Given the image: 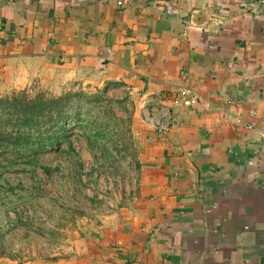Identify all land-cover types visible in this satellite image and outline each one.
Masks as SVG:
<instances>
[{
	"label": "crops",
	"instance_id": "0c3cea01",
	"mask_svg": "<svg viewBox=\"0 0 264 264\" xmlns=\"http://www.w3.org/2000/svg\"><path fill=\"white\" fill-rule=\"evenodd\" d=\"M35 90L129 99L140 174L29 264H264L258 0H0V97Z\"/></svg>",
	"mask_w": 264,
	"mask_h": 264
},
{
	"label": "rangeland",
	"instance_id": "374dc122",
	"mask_svg": "<svg viewBox=\"0 0 264 264\" xmlns=\"http://www.w3.org/2000/svg\"><path fill=\"white\" fill-rule=\"evenodd\" d=\"M91 94L111 104L94 111L92 127L74 128V152L63 144L59 153L43 154L39 167L0 162V264L49 262L69 233L96 224L120 196H133L140 165L130 132V101L107 90Z\"/></svg>",
	"mask_w": 264,
	"mask_h": 264
},
{
	"label": "trees",
	"instance_id": "16d2710c",
	"mask_svg": "<svg viewBox=\"0 0 264 264\" xmlns=\"http://www.w3.org/2000/svg\"><path fill=\"white\" fill-rule=\"evenodd\" d=\"M100 104L110 105L111 101L101 94L89 95L82 91L59 96L43 92L31 96L19 91L0 97V162H22L39 167L43 154L59 153L63 144L69 152H74L70 139L74 128L87 129L95 125L92 116ZM84 135L89 140L92 133L84 130ZM43 172L49 174L47 168H43Z\"/></svg>",
	"mask_w": 264,
	"mask_h": 264
},
{
	"label": "built area",
	"instance_id": "2783aa9c",
	"mask_svg": "<svg viewBox=\"0 0 264 264\" xmlns=\"http://www.w3.org/2000/svg\"><path fill=\"white\" fill-rule=\"evenodd\" d=\"M120 5H121V3L120 2H117V6H120ZM258 5L264 11V0H258ZM185 96H186V92L185 91L180 92L178 94L177 100L175 101V104H178L180 102L179 99H181V97L184 98ZM189 103L192 104V105L195 104L196 103L195 98H192ZM251 114L254 115V113H251ZM246 128L247 129H252L253 126L252 125H247ZM258 131H259V133L261 135L264 136V112H263V116H262L261 126L259 127Z\"/></svg>",
	"mask_w": 264,
	"mask_h": 264
}]
</instances>
